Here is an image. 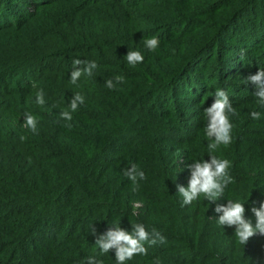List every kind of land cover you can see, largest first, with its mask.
<instances>
[{"label": "trees", "instance_id": "trees-1", "mask_svg": "<svg viewBox=\"0 0 264 264\" xmlns=\"http://www.w3.org/2000/svg\"><path fill=\"white\" fill-rule=\"evenodd\" d=\"M75 59L97 66L74 84ZM258 70L264 0H0V264H117L96 240L136 224L163 241L124 264H264V236L241 244L215 211L240 202L255 225L264 200V101L247 80ZM217 89L235 114L230 143L210 150ZM210 156L229 161L232 182L184 204L177 185Z\"/></svg>", "mask_w": 264, "mask_h": 264}, {"label": "clouds", "instance_id": "clouds-1", "mask_svg": "<svg viewBox=\"0 0 264 264\" xmlns=\"http://www.w3.org/2000/svg\"><path fill=\"white\" fill-rule=\"evenodd\" d=\"M159 44L157 37H152L145 40V46L149 50H155ZM126 59L130 65L142 62L144 57L138 51H128ZM85 64L86 66L76 68L77 65ZM73 71L71 72L70 79L72 83H76L82 73L91 75L92 69L96 68L95 62L81 61L80 59L73 60ZM117 82H123V76H116L114 78ZM247 80L258 84L260 91L256 93L261 101H264V70H258L256 75L247 77ZM107 87L113 88L114 84L112 80L106 82ZM215 101L210 107L205 109L206 116L208 118V124L205 129L207 138L211 141L208 144L210 150H215L218 145H227L231 141V128L232 125L229 122L227 113H234L228 95L225 91L217 89L215 91ZM37 103L43 104V93L37 94ZM78 103H83V97L76 94L71 102L70 108L75 111ZM62 117L71 120V114L69 112H62ZM251 116L254 119L259 118V114L252 112ZM26 125L35 131V119L31 115H26ZM23 139V137H21ZM229 167L228 160L218 159L215 156H210L209 161L193 160V163L188 165L191 171V176L188 182V186L177 185L179 194L183 197L184 204H189L193 200L197 199L200 194H204L209 201L214 202L224 192V188L232 182V178L228 175L227 169ZM130 180L135 184L137 177L140 179L145 178V174L142 171H138L135 164L131 165L125 173ZM216 212H222L219 217L218 223L223 226L234 227L235 234L241 244H246L248 240L254 235L264 236V200L259 204V207H252L251 212L255 217V225L250 219L245 217V206L240 202H233L228 200L226 206L220 205L215 209ZM133 231L131 233L121 229L118 226L110 228L105 235L100 236L96 240V245L102 252L107 253L109 249H115V259L117 264H124L126 260H130L136 254H146L147 249L144 247V242L149 244L156 243V239L163 241V237L158 231L153 229V239H149V233L145 230L143 224H136L132 226ZM94 231V230H93ZM102 264V262H101Z\"/></svg>", "mask_w": 264, "mask_h": 264}]
</instances>
